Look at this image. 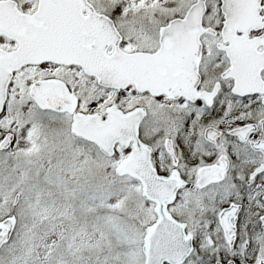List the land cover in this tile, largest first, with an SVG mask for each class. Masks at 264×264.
I'll list each match as a JSON object with an SVG mask.
<instances>
[{
    "label": "snow or ice",
    "instance_id": "6c2138e0",
    "mask_svg": "<svg viewBox=\"0 0 264 264\" xmlns=\"http://www.w3.org/2000/svg\"><path fill=\"white\" fill-rule=\"evenodd\" d=\"M0 264H264V0H0Z\"/></svg>",
    "mask_w": 264,
    "mask_h": 264
}]
</instances>
